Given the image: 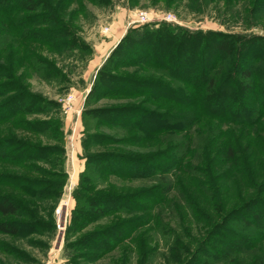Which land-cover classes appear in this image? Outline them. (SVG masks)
Masks as SVG:
<instances>
[{"label": "rangeland", "instance_id": "rangeland-1", "mask_svg": "<svg viewBox=\"0 0 264 264\" xmlns=\"http://www.w3.org/2000/svg\"><path fill=\"white\" fill-rule=\"evenodd\" d=\"M230 1L46 0L50 11H29L19 0H8L0 4V66L15 78V85L21 89V93L23 92L19 110L7 121H0V140L12 139L14 146L21 142L27 146L62 150V153L47 156L44 161H23L24 164L18 165L19 163H12L9 157L8 162L0 163V172L44 182L42 187H48L49 193L61 191L58 197H44L37 213L42 225L49 223L50 216L53 217L54 229L46 226L34 234L21 237L0 234V264H70L69 258L73 259V255L69 244L74 237L134 216L150 222L134 231L128 230L126 239L90 264H227L216 259L213 254L218 252L223 239L234 241L225 229L232 231L236 237H244L240 232L244 229L242 222L238 218L235 219L241 229L225 226L224 231L214 232L218 229L210 230L203 223L193 222L185 213L186 210L178 208L179 203L173 199L174 191L170 196L162 197L160 201L153 193L148 196L144 194L142 197H126L121 201V207L128 210L132 208L131 212L125 213L122 208L119 212L110 210L105 217L95 218V221L75 236L71 231L67 233V228L73 224L70 222L73 211L85 209L80 205L83 197H79L82 195H131L150 191L152 186L159 183L160 177L169 181L179 175L174 166L158 173V170L167 165L166 161L169 159H166L159 160L154 167L146 168L147 174L144 177H121L109 172L111 165H117L111 162L113 156L118 157L119 160L116 161L120 163H131L135 159L156 154L166 146L165 144L176 146L175 142L179 141L181 143L178 144V154H175V157L178 159L180 156L181 165L187 161L194 164L197 159H202L201 151L209 143L215 141V146L218 143L223 144L222 136L215 135L216 132L209 131V128L203 131L194 123L198 119L199 123L225 125L222 121L203 115V107L200 104L202 100L196 96L195 84L170 76L167 68L164 69L163 66L145 64L154 61L155 65L157 62L166 64V58L157 57L156 60L152 56V48L143 50L144 46H134L133 48L138 50L133 54L125 53L124 66L114 73L166 85L175 92L176 98L181 100L175 101L163 94L154 93L136 97L108 95L98 100L85 98L97 71L110 52L128 31H131L130 37L135 39L142 26H147L143 29L149 26L157 31L167 29L175 39L181 37V34L191 33H197L198 36L205 33H222L231 37L232 39H229L232 41L235 37L248 35H257L259 39H264L263 4H259V1L256 4L260 20L251 28L244 29L242 25L245 19L254 24L248 19L252 16L244 13V10L248 11L250 8L252 1L248 3V0H235L231 4ZM52 12L58 18L57 24L48 21ZM118 13H123L125 19L122 26L117 21L116 29L112 23L117 20L115 14ZM140 13L144 18H139ZM37 14L39 16H35ZM28 17L31 19L27 20ZM60 27L61 33H65L61 38L47 39V35L42 34L55 32V35H59L57 29ZM30 32L36 34H29ZM253 47L252 52L248 50L249 52L241 55L240 70L247 68L251 63H254L256 68L259 67L256 61L264 56V45ZM37 59H43L46 63L36 62ZM190 63L188 68L185 65L180 68L194 69L195 63ZM216 64L227 68L230 62L223 58ZM193 69L189 78L196 73ZM237 75H233V83L237 82ZM8 81L10 79L0 78V84ZM18 92L19 90H15L3 95L0 101L7 95ZM254 97L252 96V99ZM121 106H136L154 113L148 115L153 124L140 125L135 116L118 118L111 122V118H97L96 113L94 115L92 112L97 108ZM223 110L219 112H224ZM166 119H175L173 123H179L181 119H188V122L182 123L178 128L181 132H171L172 130L164 129L166 126L161 124ZM261 120H264V117ZM95 136L97 138H94ZM12 156L18 158L16 154ZM24 165H29L25 167L30 170L24 169ZM60 173L65 174L61 190L46 183L49 181L58 184L61 181ZM182 178L184 183L187 178ZM221 184L224 185L225 182ZM4 191L15 195L11 188L0 187V192ZM191 199L197 201L199 209H203L204 219L211 215V209L202 197ZM183 213L184 216L181 215ZM62 222L65 225L63 236L60 233ZM251 229L252 227H247L246 230ZM93 241L90 245L95 247L96 242ZM251 245L249 250L253 252L256 245L264 249V240L260 244H254L252 247ZM76 253L95 252L84 248ZM248 256V253L241 252L235 258L239 260ZM78 264H81L80 261Z\"/></svg>", "mask_w": 264, "mask_h": 264}, {"label": "trees", "instance_id": "trees-1", "mask_svg": "<svg viewBox=\"0 0 264 264\" xmlns=\"http://www.w3.org/2000/svg\"><path fill=\"white\" fill-rule=\"evenodd\" d=\"M6 1L8 2V0H0V4ZM234 1L231 0L230 4ZM258 1L264 6L262 3L264 0H248V3H251L249 4L250 8L247 7L249 9L248 11L244 10V13L252 16L248 19H251L254 24L245 19L242 25L244 29L251 28L260 20V15L256 12ZM19 2L24 3L29 11L46 9L50 11L46 0H19ZM53 9L52 6V11ZM35 16H39V14ZM30 19L28 17L27 20ZM48 21L52 24L59 22L53 12L48 16ZM37 23L41 22L37 21ZM146 27H141L135 39L130 37L131 31L123 36L97 71L85 100L88 98L98 100L108 95L136 97L149 93L163 94L175 101L181 100L177 99L175 92L166 85L141 78H128L114 73L124 66L125 53L133 54L138 50L133 48L134 46L138 45V48L144 46L143 50L152 48L154 50L152 56L156 60L157 57L158 59L166 58V64L157 62L155 65V61L145 64H153L156 67L163 66L162 68H167L170 76L195 84L197 87L196 96L202 100L200 104L203 107V115L210 116L212 120L222 121L225 125L209 122L199 123L198 119L194 123H197L198 128L203 131L208 128L211 132L215 131V135L222 136L224 142L223 144L218 143L217 146H215V141L209 143L201 151L202 159L200 161L197 159L194 164L192 161H187L181 165L180 156L178 159L175 157V154H178V144L181 143L179 141L175 142L176 146L165 144L166 146L161 148L159 152L153 154L154 156L135 159L131 163H120L116 161L119 158L113 156L111 162H115L117 165H111V171H109L111 174L121 177H144L147 174L146 168L156 166L159 160L169 159L166 161L167 165L163 166L165 168L158 170V173L174 166L175 172H179L180 176L187 179L182 183L183 178L179 175L169 181H164L163 177H160L159 183L152 186L150 191H140L131 195L111 194L96 197L82 195L79 197V199L83 197L80 205L85 208V211L83 209L73 211L74 215L70 220L73 224L69 225L67 233L71 231L73 236L79 234L89 223L95 221V218L105 217L110 213V210L111 212H119L122 208L125 213L131 212L132 208L128 210L121 207V201H124L126 197H142L144 194L148 196L149 193L151 195L153 193L160 201L162 197L170 196L171 192L174 191L173 199L179 203L178 208L186 210L185 213L188 214V218H192L193 222L203 223L210 230L218 229L214 232L222 231L225 226L241 229L235 219L238 218L242 222L244 229L240 232L243 233L244 237H236L232 231L225 229L228 236L233 237L234 241L223 239L220 249L213 254L216 259L227 264H264V249L260 245H256L254 252L249 250L250 244L252 247L264 240V120H261L264 117V56L256 61V65H259L258 68L255 67L254 63H251L247 68L240 70L242 66L241 55L249 52L248 50L251 51L255 45H264V39H259L257 35H248L235 37L232 41L231 37L222 33H205L199 36L197 33L181 34V37L175 39V36L167 29L157 31L149 26L147 29H143ZM57 30V34L60 32L59 35H55V32L42 34H46L47 39L65 36V33H61L62 27ZM31 33L32 35L36 34L33 32L29 34ZM223 58L225 61L227 59L228 63L230 62L229 67L224 68L216 64L219 59ZM191 61L195 63V67L192 69L196 73L189 78L192 69H181L180 67L185 65L188 68L187 65H191ZM36 62L46 63L43 59H37ZM234 74H238V80L235 83L232 81ZM2 77L10 79V81L0 84V97L19 90L18 93L7 95L5 99L0 101V114L2 112L0 121H7L14 112L19 110L23 92L21 93V89L15 85V78L0 66V78ZM194 81L196 82L194 83ZM252 96H255L254 99ZM182 101L186 102V100ZM178 104L187 105L186 103ZM222 109L224 112H219ZM92 112L93 114L96 113L94 115L97 118L101 117L106 120L111 118V122L118 118H133L135 116L140 125L153 124V121L148 119L150 117L148 115L154 113L144 111L136 106L97 108ZM174 120L166 119L161 124L166 126L164 129L172 130L171 132H181L178 128L182 123L188 122V119H181L179 123L176 121L173 123ZM25 125L29 126L28 124ZM170 150L172 151L167 153ZM58 152L62 153V150L27 146L21 142L14 146L12 139L0 140V163L3 164L8 162L9 157L12 163H19L18 165L24 164L23 161H44L47 156H52ZM13 154H16L18 158H14ZM25 166L29 165L23 167L29 171V167ZM64 177L65 174L60 173L61 181L58 184L49 181L46 183L61 190L64 185ZM221 182H225V184L223 185ZM43 185L44 182L41 183L25 176L0 172V187H9L15 194H7L6 191L0 192V234L21 237L34 234L46 226L49 229L55 228L53 217L50 216L49 223L42 225L43 223L39 220L37 213L40 211L39 205L44 202V197H58L61 191L55 194L49 193L48 187L44 189ZM191 197L204 199L205 204L211 209V215L208 218L204 219L203 209H199L197 201ZM227 197L237 199L232 200ZM36 202L38 203L37 206L35 205ZM181 204L183 205L181 206ZM135 210L138 209L135 208ZM181 215L184 216V213ZM215 218L217 219L214 220ZM148 222L150 221L145 218L139 219L138 216H134L113 222L101 229L77 235L69 244L73 255V259L69 258L70 264H78L79 261L81 264L92 263L101 255L110 252L120 241L126 239L128 230L134 231L141 226L148 225ZM247 227H252L251 231L246 230ZM215 236L218 235L215 234ZM92 241L96 242L95 247L90 245ZM84 248L94 250L95 253H76ZM241 252L248 253L249 256L236 260L238 258L235 256Z\"/></svg>", "mask_w": 264, "mask_h": 264}, {"label": "crops", "instance_id": "crops-1", "mask_svg": "<svg viewBox=\"0 0 264 264\" xmlns=\"http://www.w3.org/2000/svg\"><path fill=\"white\" fill-rule=\"evenodd\" d=\"M115 17L117 18V20L114 23H112L113 28H116L117 27L118 22H119V25L122 26L123 25V22H124V19H125V18H123L124 17V14L123 13H118V14H115Z\"/></svg>", "mask_w": 264, "mask_h": 264}, {"label": "built area", "instance_id": "built-area-1", "mask_svg": "<svg viewBox=\"0 0 264 264\" xmlns=\"http://www.w3.org/2000/svg\"><path fill=\"white\" fill-rule=\"evenodd\" d=\"M139 18L141 17V18H144V16L140 13L139 15ZM59 226V225H58ZM65 225L63 224V222H62V224H61V229H60V233H62V236H63V232L65 231V227H64ZM62 238V237H61Z\"/></svg>", "mask_w": 264, "mask_h": 264}]
</instances>
